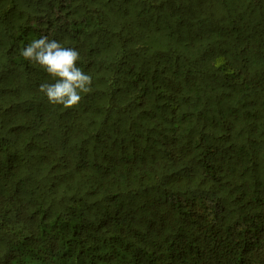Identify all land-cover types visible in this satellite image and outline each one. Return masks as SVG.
<instances>
[{
    "label": "trees",
    "instance_id": "1",
    "mask_svg": "<svg viewBox=\"0 0 264 264\" xmlns=\"http://www.w3.org/2000/svg\"><path fill=\"white\" fill-rule=\"evenodd\" d=\"M0 264H264V0H0Z\"/></svg>",
    "mask_w": 264,
    "mask_h": 264
},
{
    "label": "clouds",
    "instance_id": "2",
    "mask_svg": "<svg viewBox=\"0 0 264 264\" xmlns=\"http://www.w3.org/2000/svg\"><path fill=\"white\" fill-rule=\"evenodd\" d=\"M21 55L56 78L55 83L39 86L40 92L44 93L50 104L73 108L80 103L81 93L90 91L92 77L77 67L79 53L76 50L41 37L23 49Z\"/></svg>",
    "mask_w": 264,
    "mask_h": 264
}]
</instances>
